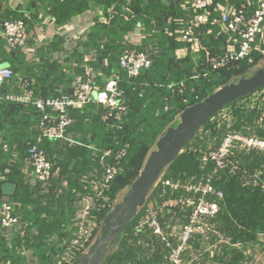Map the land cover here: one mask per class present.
Masks as SVG:
<instances>
[{"label": "trees", "instance_id": "16d2710c", "mask_svg": "<svg viewBox=\"0 0 264 264\" xmlns=\"http://www.w3.org/2000/svg\"><path fill=\"white\" fill-rule=\"evenodd\" d=\"M67 1L70 0L52 2L61 5ZM168 1H170V6L166 5L163 0H132L130 4L125 0L119 1L117 5L118 11L116 12L118 14L115 15V18L112 20L113 25L110 27V30L113 31V38L107 40V53H101L98 60L99 66L104 61L103 59L109 58L111 60L110 66L105 70L108 76L112 72H120L123 74L119 67V59L128 48H136L138 51L149 54L152 60V67L149 71L140 75V77L124 85L128 94L127 105L129 107L128 116L124 119L130 117L129 121H131V125L126 129L125 133H123V130H120L117 136V132L115 133V131H118L117 129L122 127L124 123L112 125L109 122L103 121L102 109L100 108V110H96V113L100 115L99 119H101L103 129L107 130L108 133L113 131L112 135L114 137L111 139V142H109V138L106 137V139H102V141L97 139L96 142L93 143L92 141H88L83 135L82 137L74 138L73 144L75 145L68 142V145L61 153L58 147L60 141L55 142L57 146L53 148L52 151H47L57 171V176L52 180V184H48L49 187L42 188L43 191L41 189L40 192L44 199L36 200L40 201V204L48 200V203L54 205L51 217L53 216L55 219L60 218V212L62 213V211H64L63 204L65 202L72 201L77 204L83 194H88L90 192V189H87V185L91 177H100L104 171L100 164V159L105 151L113 150L114 152H119L123 148H126L128 155L120 166L119 175L112 182L110 189L106 192V198L98 202L93 213V219L99 222L103 212L108 206V199L112 200L116 190L121 186V180L132 174L131 168L133 159L142 148L149 146L157 138L159 133L168 126L171 120L176 115L181 114L186 108L203 101L220 87L227 85V81L232 77L244 74L245 71L251 67H258L260 58L256 57L252 65L243 62L240 69H232L230 71L222 70L211 73L210 76L204 78L202 72L204 69L207 70L206 62L208 51H218L219 53L225 51L226 38L218 37L216 35L217 30L204 38L203 50L201 52L191 53L184 59H178L175 56L174 49H172L174 47L171 48L173 42L175 46L178 47V42L174 36L172 38L169 35L171 32H176L177 29H182V26H175L176 20H186L188 17L192 16V13H186L181 9L182 3L185 0H181L176 6L175 2L177 0ZM223 1L227 2V0ZM229 1L235 5L243 2V0ZM169 18H172L173 22L170 23ZM127 19L130 21L126 22L125 20ZM139 23H143L146 26L148 37L145 43L138 47L131 45L127 46L124 42L125 33L135 29ZM100 38L103 39L102 36ZM94 47L97 48V46ZM12 52H14V55L12 57L13 59H10V61L13 62L14 60L20 62L17 73L19 76H25L24 72H26L25 69H27L28 63L23 61L25 56L21 53L22 50H15ZM78 61L79 65L83 68L90 63L81 57L78 58ZM167 63L169 65L166 66ZM162 65H164V68L169 67L173 72L167 74L159 70ZM81 77H84V74ZM181 82L188 83L185 97L193 100L191 105H184L181 99L174 97L167 89L168 85L172 83L180 84ZM194 86L197 90L196 95L198 96V100H195L190 92L191 88ZM33 88L36 95L40 97L34 86ZM263 90L264 88H261L252 95L241 98L237 102L224 108V110L227 111L237 105V107L231 109V113L227 119L223 120L221 118L224 112L223 110L217 113L202 127L193 141L184 148L183 151L187 150L185 160L181 162L179 155L164 172V179H170L172 182L180 185L196 183L200 180L212 178L216 188L223 191L225 194L224 199L219 200L221 207L220 212L209 220L213 231L206 236L207 238H204V236H195L188 250L185 252L184 257L186 262L190 264H199L201 261L199 252L204 253L203 249L206 244L211 245V249L215 247L217 240L212 238L215 231L230 238L233 245L240 243L244 248L245 246L248 248L253 242H255L254 244H258L256 243L258 236L264 234V189L245 188L241 185L240 179L237 176L230 175L228 171L215 173V166L203 160V156L206 152L220 147L226 133H242L249 137H257L264 140V99L258 95L259 92ZM66 93H69V91L64 94ZM166 98H173L170 101L169 112L165 111V107L168 104ZM8 105L13 106L15 104H3L2 109L0 107V116L3 112V108ZM142 105H148L149 108H152L154 110L153 116L149 121H144L142 118H139L141 122L135 125L136 117L138 116L137 113ZM95 108L96 106H89L81 111L75 112L74 116L76 122L70 129V132L79 121L86 123V117L90 116L91 113L93 114L94 111L92 110ZM81 113H84V115L79 116ZM38 118L40 125L41 114ZM212 123L215 125L211 127L210 131L208 130L209 133L205 136H201L200 132ZM108 133H106V135H108ZM115 136H117V139H114ZM120 136H124L123 139H121ZM118 137H120V139H118ZM45 141H48L46 142L47 144L50 143L49 140ZM90 145L99 146H96L99 150H92ZM112 158L110 161L113 160ZM233 159L250 171H261L263 175L262 181L264 182L263 154L257 151L234 150ZM172 166L176 167L172 170ZM138 174L139 172L137 175ZM4 182L5 180H1L0 178V186ZM26 182L27 184L23 183L19 186V193L14 198V201L25 197V188L29 186V182ZM81 188L82 190H80ZM75 190L78 192L77 196L75 193H72L75 192ZM183 195H185V191L180 190L173 192L171 188L161 183L156 187L154 186L146 203V207L140 210L138 216L128 226L121 239L113 246V251L106 257L103 264H169L167 260V248L162 238L155 235L147 225L143 226V228L137 229V227L145 215L147 205L152 203L154 207H161L165 201ZM72 196L73 199H71ZM45 198H47V200H45ZM59 204L61 206L60 210H58ZM192 211L193 208L161 209L160 221L163 228L170 234L172 228H176L179 231V228L186 223V217L190 215ZM52 223L56 224L53 221ZM71 233V236L66 240L68 244L74 238L73 230ZM66 241L60 239L57 243L54 241L51 245L48 244L47 248L44 247V245L41 246L42 254H44L43 257L46 260L44 264L60 263L59 256L61 253L63 255L66 252L63 248V243ZM172 241H174L173 238ZM218 247L221 253L225 252L227 256L231 257V259L227 257L229 261H223L221 257L217 258V261L220 263L241 264L246 258L244 254L237 258L241 250H235L231 245H219ZM4 251H6V247L5 245H1L0 252L2 253ZM216 251L218 250L215 249L213 252ZM73 252L76 253L73 255L78 256V258L82 255L77 252V250H73ZM47 253L49 254L46 255ZM203 256L204 254L202 257ZM205 256L207 258L210 257V253H206ZM213 260H216V257H214Z\"/></svg>", "mask_w": 264, "mask_h": 264}, {"label": "built area", "instance_id": "2783aa9c", "mask_svg": "<svg viewBox=\"0 0 264 264\" xmlns=\"http://www.w3.org/2000/svg\"><path fill=\"white\" fill-rule=\"evenodd\" d=\"M54 1L63 2L64 0ZM125 1L128 4L132 2V0ZM181 9L186 13H192V16L186 20H176L175 26H182V29H177L176 32L170 34L174 35L176 41L182 45L176 53L178 59H184L191 53L201 52L204 38L216 30L218 37L226 38L223 53L208 51L207 70L204 69L202 72L204 78L222 70L240 69L243 62L252 65L256 57L260 58L258 66L261 65L264 60V0H243L236 5L229 0L227 2L223 0H185ZM169 22H173V19L170 18ZM3 36L9 51H24L30 46L29 26L22 19L6 21ZM126 45L131 44L126 43ZM119 67L123 74L114 72L104 80V84L99 79L102 72L86 67L84 77L73 83L69 93L57 98H41L36 95L31 82H24L19 93H4V86L12 81L15 73L11 67L0 65V105L2 103L20 104L33 107L41 113L39 143L28 150L27 161L35 179L42 186L50 184L57 176V171L40 143L45 140L58 142L65 139L76 122L74 113L90 105L101 107L102 118L105 122L112 125L122 122L129 112L124 85L149 71L152 67V60L149 54L138 51L136 48H128L119 59ZM187 86V82L172 83L167 86V89L174 97L181 99L184 105H191L193 100L185 97ZM190 92L192 97L198 100L195 86ZM172 99L166 98L168 101L165 107L166 112L170 111ZM227 118L225 116L223 120ZM234 150L257 151L264 155V140L242 133H226L220 147L206 152L203 160L215 166V173L228 171L230 175L237 176L245 188L264 189L262 172L250 171L240 165L233 159ZM127 155L126 148L119 152L107 150L103 153L100 164L104 171L100 177H91L87 185L90 192L79 201L80 212L75 235L69 244L63 243L66 256L63 255L62 264H73L76 260L74 256L76 253L73 250L83 253L92 243L98 226V221L93 219V213L98 202L106 198V192L119 175L120 166ZM111 158L112 161H110ZM164 175L163 173L155 187L161 183L171 188L173 192L183 190L185 195L169 199L161 207H154L152 203L147 205L145 215L137 229L147 225L155 235L162 238L168 250L169 264H185L184 254L195 236L206 237L213 231L209 220L220 212L219 200L224 199L225 194L216 188L212 178L180 185L170 179H164ZM16 207V204L11 201L0 203V228L25 237L28 234L27 227L16 213ZM164 208L169 210L193 208L192 213L186 217V223L181 226L177 245H173L167 238L160 221V211ZM221 240L222 242L229 241L224 238Z\"/></svg>", "mask_w": 264, "mask_h": 264}, {"label": "crops", "instance_id": "0c3cea01", "mask_svg": "<svg viewBox=\"0 0 264 264\" xmlns=\"http://www.w3.org/2000/svg\"><path fill=\"white\" fill-rule=\"evenodd\" d=\"M52 1L54 0H0V65L9 66L15 72L12 81L5 85L4 93H19L24 82H31L41 98H52L61 96L67 91L70 92L73 83L83 76L86 67L102 72V76L99 78L102 84L114 73L112 72L108 76L105 71L110 66L109 58L103 59L100 66L98 60L102 52L107 53V40L113 38V31L110 30V27L113 25L112 20L115 15L118 14L116 12L119 1L70 0L61 5ZM163 1L170 6V1ZM176 2L175 6L178 5ZM16 19L26 21L31 34L30 46L21 52L25 56L23 61L28 63L26 72H24L25 76H19L17 73L20 62L10 61L13 59L14 52L8 50L3 36L4 23ZM125 21L129 22L130 20ZM101 36L103 39L100 38ZM169 36L173 38L174 35ZM147 37L146 26L139 23L135 29L125 33L124 42L138 47L145 43ZM181 46L180 43H178V47L174 42L171 44V48L174 47L172 49L175 51V56ZM79 57L90 63L83 68L79 65ZM124 89L126 90V88ZM3 104L6 103L0 105L1 109ZM92 106H96L97 111L101 108L98 105ZM84 113L79 116H83ZM40 114L33 107L15 104L5 106L0 116V178L5 180L0 189L4 184L14 185L15 188L13 195L1 194L0 203L4 201L15 203L16 213L28 231L27 236L22 237L17 233L6 232L0 228V247L1 245L6 247V251L0 252V264H44L46 260L43 257L41 246L44 245L47 248L48 244L51 245L54 241L56 243L60 239L66 241L71 236L72 230L75 235L80 212L79 202L77 204L72 201L65 202L63 204L64 211L60 212L61 217L55 219V217H51L54 205L48 203L47 198H45L47 201L42 202L43 204L36 200L44 199L40 191L42 188L49 187V185L42 186L37 182L27 161L28 150L39 143L38 117ZM77 125L70 132L73 135V140L68 142L71 144L74 143V138L83 136L77 131ZM207 133L209 131H206ZM89 141L95 143L96 137H91ZM46 142L48 141L40 143L46 152L52 151L57 146L56 141H49L48 144ZM96 146L90 145V148L95 151L99 150ZM58 147L61 153L63 150H60V142ZM26 181L29 182V186L25 188V197L14 201L19 193V186L23 183L27 184ZM72 193L78 195L77 190ZM84 196L86 194H83L82 197ZM60 208L59 204L58 210ZM52 221L56 224H53ZM164 231L170 242L177 245L181 227L179 231L172 228L171 234L167 233L165 229ZM212 238L217 240L215 247L211 249V245L206 244L203 249L204 253L199 252L201 255L199 264H223L217 261V258L220 257L223 261H229L227 258L229 256L225 252L219 251V245H231L235 250H241L237 258L242 254L246 256L241 264H264V234L258 236L256 242L258 244L253 242L248 248L246 246L244 248L240 243L233 245L230 238L216 231ZM222 238L229 239V241L222 242ZM215 249L218 251L213 252ZM206 253H210V257L207 258ZM63 255L65 257L66 253ZM63 255L61 253L59 256V264H62ZM75 257L77 260L78 256ZM214 257L216 260H213ZM229 258L231 259V257ZM184 262L190 264L186 262L185 257Z\"/></svg>", "mask_w": 264, "mask_h": 264}, {"label": "water", "instance_id": "95a60500", "mask_svg": "<svg viewBox=\"0 0 264 264\" xmlns=\"http://www.w3.org/2000/svg\"><path fill=\"white\" fill-rule=\"evenodd\" d=\"M180 2L181 0H178L176 4ZM261 88H264V67L250 77L219 88L203 101L186 108L180 115L179 124L168 128L157 141L156 150L149 155L143 170L132 184L124 201L117 205L107 217L101 237L74 264H103L111 248L121 239L140 209L146 204L153 187L164 171L193 141L202 127L227 106L252 95ZM72 140L73 135L69 133L60 141V150L62 151L66 143ZM14 189V185L4 184L0 189V196L1 194L13 195Z\"/></svg>", "mask_w": 264, "mask_h": 264}, {"label": "rangeland", "instance_id": "374dc122", "mask_svg": "<svg viewBox=\"0 0 264 264\" xmlns=\"http://www.w3.org/2000/svg\"><path fill=\"white\" fill-rule=\"evenodd\" d=\"M167 65H169V64L167 63L166 66ZM263 67H264V60L260 66L253 67V68L251 67L250 69H247L244 74L232 77L229 81H227L228 83H226V84L237 83L243 78L250 77L254 72H256L258 69L263 68ZM159 70L164 71L167 74L173 72L172 70L169 69V67L164 68V65H162L159 68ZM258 95L264 99V90L262 92H259ZM90 106H92V105H90ZM234 107H237V105H235ZM234 107H232L231 109H234ZM231 109L224 111V114L222 115L221 118L223 119L225 116H226V118H227V116L229 117V115L231 113ZM96 110H97L96 108L93 109L92 110V111H94L93 114L91 113L90 116L86 117V120L88 121V123H83L82 121L78 122L77 131L79 133H81V135H84L88 139V141L91 137L94 136V137H96V140L98 139L99 141H102V139H106V137H107V138H109L108 141L111 142V139L114 137L112 135L113 131L108 133L107 130L103 129V127L101 126V119H99L100 115H98L96 113L97 112ZM153 111L154 110L152 108H149L148 105H142L141 108H139V111L137 113L138 116L136 117L135 125H137L138 123L141 122L139 120V118H142L144 121H149L151 119V117L153 116ZM180 115L181 114L176 115L171 120V122L168 124V126L159 133L157 138L149 146L142 148L137 153V155L135 156V158L133 159V162H132V168H131L132 174L130 176L126 177L125 179L121 180V182H120L121 186L116 190L115 195L113 196L112 200L108 199V201H107V202H109L108 206L105 209V211L103 212L101 220L98 222V226L96 227V230H95L93 238H92V243L85 249V251L82 253V255L86 254L89 251L90 247L93 245V243H95L101 237L102 228L106 224L107 217L115 210L117 205L121 204L124 201L127 193L130 191V189L132 187V184L135 182V180L138 178L139 174L143 170V168L146 164V161L148 160L149 155L154 150H156L157 141L165 134V132L167 131L168 128L176 127L179 124ZM129 119H130V117L127 119H123V121L119 123V124H121V123H124V124L122 125V127L117 129L118 131H115V133L117 132V136L119 135L120 130H123V133H125L126 129L129 128V126L131 125L130 124L131 121H129ZM125 123H127V124H125ZM213 123H215V122H213ZM213 123L210 124L208 127L204 128V130H202L200 132L201 133L200 135L201 136L205 135L206 131H208V130L210 131L211 127L215 125ZM106 133H108V135H106ZM117 136H115L114 139H117ZM78 137H80V136H78ZM120 137H121V139H123L124 136H120ZM120 137H118V139H120ZM72 145H75V144H72ZM186 154H187V150L182 151V153L180 154L181 162H183L185 160ZM174 167H176V166H172L171 169L173 170ZM138 172H139V174L137 175ZM83 189H85V188H83ZM80 190H82V188ZM60 193H61V190H60ZM173 233H174V230H173ZM113 249H114V247L111 248L110 253L113 251Z\"/></svg>", "mask_w": 264, "mask_h": 264}]
</instances>
